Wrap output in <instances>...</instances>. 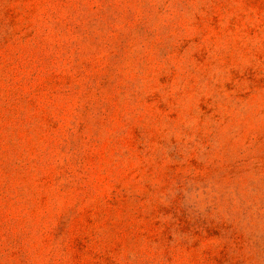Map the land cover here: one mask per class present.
<instances>
[{"label": "rangeland", "instance_id": "1", "mask_svg": "<svg viewBox=\"0 0 264 264\" xmlns=\"http://www.w3.org/2000/svg\"><path fill=\"white\" fill-rule=\"evenodd\" d=\"M0 264H264V0H0Z\"/></svg>", "mask_w": 264, "mask_h": 264}]
</instances>
